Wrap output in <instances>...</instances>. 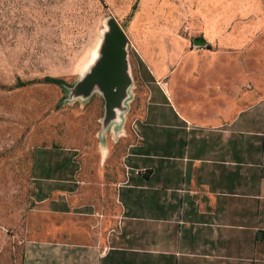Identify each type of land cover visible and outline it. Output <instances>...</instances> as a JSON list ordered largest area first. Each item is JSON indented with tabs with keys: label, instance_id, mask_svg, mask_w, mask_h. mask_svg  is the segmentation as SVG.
I'll use <instances>...</instances> for the list:
<instances>
[{
	"label": "rangeland",
	"instance_id": "obj_1",
	"mask_svg": "<svg viewBox=\"0 0 264 264\" xmlns=\"http://www.w3.org/2000/svg\"><path fill=\"white\" fill-rule=\"evenodd\" d=\"M105 15L127 39L133 96L125 136L139 140L130 123L140 136L137 129L147 120L133 115L142 91L138 79L149 78L142 62L153 65L149 53L165 72L171 97L191 119L222 101L238 119L246 114L247 97L249 103L261 98L264 105V0H0V264H21L32 210L55 188L80 201L82 171L100 169L105 185L110 181L117 141L110 140L99 164L97 96L82 104L61 103L59 85L12 86L15 79L42 75L70 84ZM196 36L204 46L191 45ZM196 49L202 56L182 54ZM104 197L109 199L107 190Z\"/></svg>",
	"mask_w": 264,
	"mask_h": 264
},
{
	"label": "crops",
	"instance_id": "obj_2",
	"mask_svg": "<svg viewBox=\"0 0 264 264\" xmlns=\"http://www.w3.org/2000/svg\"><path fill=\"white\" fill-rule=\"evenodd\" d=\"M149 57L153 65L140 57L149 78H137L133 115L147 120L140 136L130 129L139 140L124 132L112 139L108 185L100 169H88L80 201L68 200L63 187L39 200L21 264H264L261 98L247 97L240 119L227 101L191 119Z\"/></svg>",
	"mask_w": 264,
	"mask_h": 264
},
{
	"label": "water",
	"instance_id": "obj_3",
	"mask_svg": "<svg viewBox=\"0 0 264 264\" xmlns=\"http://www.w3.org/2000/svg\"><path fill=\"white\" fill-rule=\"evenodd\" d=\"M192 46H204L199 37L190 39ZM127 39L111 15L101 20L96 41L89 52L91 56L79 68L70 84L60 83L61 103L76 101L82 104L92 95L100 101L98 128L95 132L98 162L106 152V137L116 139L123 134V122L132 99V80L127 59ZM264 172V167L261 168ZM259 236V231L256 232Z\"/></svg>",
	"mask_w": 264,
	"mask_h": 264
},
{
	"label": "trees",
	"instance_id": "obj_4",
	"mask_svg": "<svg viewBox=\"0 0 264 264\" xmlns=\"http://www.w3.org/2000/svg\"><path fill=\"white\" fill-rule=\"evenodd\" d=\"M132 9H133V4L130 5V10H132ZM34 81L42 82V83H49V84H54V85H59L60 83H62V80L58 77L49 76V75H42L38 79H26V80L15 79L12 86L13 87L23 86L25 84H29V83L34 82ZM56 106L57 105L55 104L54 107L56 108Z\"/></svg>",
	"mask_w": 264,
	"mask_h": 264
},
{
	"label": "built area",
	"instance_id": "obj_5",
	"mask_svg": "<svg viewBox=\"0 0 264 264\" xmlns=\"http://www.w3.org/2000/svg\"><path fill=\"white\" fill-rule=\"evenodd\" d=\"M130 128L133 130V128H134V124H133V121H131V123H130Z\"/></svg>",
	"mask_w": 264,
	"mask_h": 264
},
{
	"label": "bare ground",
	"instance_id": "obj_6",
	"mask_svg": "<svg viewBox=\"0 0 264 264\" xmlns=\"http://www.w3.org/2000/svg\"><path fill=\"white\" fill-rule=\"evenodd\" d=\"M90 56H91V54L89 55V57H90ZM89 57H88V59H89ZM88 59H87V60H88Z\"/></svg>",
	"mask_w": 264,
	"mask_h": 264
}]
</instances>
